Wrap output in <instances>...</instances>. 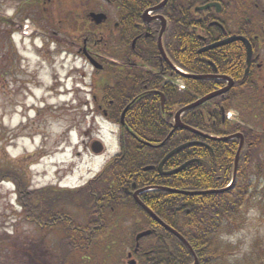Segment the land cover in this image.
<instances>
[{"label": "flooded vegetation", "instance_id": "flooded-vegetation-1", "mask_svg": "<svg viewBox=\"0 0 264 264\" xmlns=\"http://www.w3.org/2000/svg\"><path fill=\"white\" fill-rule=\"evenodd\" d=\"M12 3L0 37L28 33L38 58L22 81L14 75L16 84L40 85L51 44L60 45L55 52L62 66L69 55L89 66L84 103L110 125L115 144L105 155L103 144L99 154L91 150L93 137L75 146V156H104L85 181L68 183L65 171L45 180V164L62 166L51 160L57 150L48 145L49 117L38 111L17 123L0 119V264H155V250L183 243L137 198L186 239L179 222L201 195L164 188L225 187L242 136L239 183L242 168L253 165L258 136L264 140V0ZM237 37L250 46L249 64ZM229 38L235 39L223 42ZM52 72L48 91L61 95ZM19 145L22 152L13 156L10 149ZM215 193L202 196L226 197ZM143 231L149 233L137 238ZM117 247L127 249L123 258Z\"/></svg>", "mask_w": 264, "mask_h": 264}, {"label": "rangeland", "instance_id": "rangeland-1", "mask_svg": "<svg viewBox=\"0 0 264 264\" xmlns=\"http://www.w3.org/2000/svg\"><path fill=\"white\" fill-rule=\"evenodd\" d=\"M12 4V0H0V32L7 28L6 19L12 11ZM29 28L30 26L27 29ZM28 35L26 33L23 37V35L13 34L11 37L6 33L0 37V119L3 122L17 123L21 119L25 120L36 115L38 111H43L50 121L48 145L52 152L57 150L51 160L62 164L56 168L51 163L45 164L44 167L48 170L45 180L52 177L54 171L58 172V176L63 175L65 171L66 182L85 181L95 172V169L100 167L104 156L97 159L92 158L89 153H80L79 156H75V146L81 141L87 143L91 137H100L104 144V150L100 154L105 155L113 151L115 144V135L110 132V125L103 122L99 115L91 114L89 109L91 104L84 103L90 93L89 66L85 65L81 59H74L72 55L67 56L62 66V55L55 52V47L59 48L60 45L56 46L52 43L50 61L46 63L48 67L38 73L41 84L34 82L28 86L16 84L14 75H18L22 81L25 78L24 74L30 75L38 63L33 49L36 47L32 45ZM13 45H17V54L13 53ZM54 70L60 78L58 90L61 91V95L48 91V87L54 84L52 74L48 76V72L53 73ZM80 70L85 75L84 79L80 77ZM56 144L57 147H55ZM26 147L31 149L28 143ZM21 152L20 145L16 150L10 149L13 156ZM251 175L253 177V174ZM5 187L10 188V185L7 184ZM262 189V185L256 186L255 192L253 190L252 192L264 196ZM242 217L244 222L238 230L228 232L227 228H224L220 234L216 235L220 247L230 245L234 249L231 261L248 255L256 239L264 242V215L260 209L258 207L242 209ZM26 238V235L18 237L19 240H26ZM125 249L115 248V255L123 258L127 250Z\"/></svg>", "mask_w": 264, "mask_h": 264}, {"label": "trees", "instance_id": "trees-1", "mask_svg": "<svg viewBox=\"0 0 264 264\" xmlns=\"http://www.w3.org/2000/svg\"><path fill=\"white\" fill-rule=\"evenodd\" d=\"M258 138L254 161L249 162L253 165L242 168V178L239 183H234L235 189L232 187L224 191L226 197L222 201L214 200L212 196L208 197V194L200 197L194 196L193 198L196 200L194 202H197V205L191 206L188 215L183 216L182 221L179 222V224H183L180 225V230L198 258L197 264H264V242L261 239L254 241L252 250L248 255L231 261L234 249L230 245L220 247L216 238V235L220 234L224 228H227L228 232H232L241 227L244 222L242 209L258 207L264 215V196L252 192V190L255 192L256 186L262 185V193L264 194V140L261 136ZM255 145L253 142L251 147H248V151L250 152ZM83 250L84 257L88 256V249ZM161 250L157 249L153 252L161 260L159 262L160 260L157 259L154 261L155 264L192 263L191 253L181 243L178 249Z\"/></svg>", "mask_w": 264, "mask_h": 264}, {"label": "water", "instance_id": "water-1", "mask_svg": "<svg viewBox=\"0 0 264 264\" xmlns=\"http://www.w3.org/2000/svg\"><path fill=\"white\" fill-rule=\"evenodd\" d=\"M235 38H229L223 42H229L231 40H233ZM237 39H240L242 40L247 48H248V53H247V56H248V64H249V57H250V54H251V51H250V46L248 44V42L244 39V38H239L237 37ZM198 104V103H196ZM195 104V105H196ZM127 108V107H126ZM126 108L124 109L122 115L124 114ZM124 116V115H123ZM231 137H227V139H229ZM242 147H243V139H242V136H240V144H239V147L237 149V152H236V155H235V159H234V165H233V171H232V181L230 182V184L222 189H219V190H209V191H182V190H174V189H169V188H164L168 191H171V192H174V193H180V194H185V195H202V194H207V193H210V192H217V193H220V192H224V191H227L228 189L231 188V186L233 185L234 181H235V176H236V170H237V164H238V159H239V156H240V153H241V150H242ZM90 148L92 151H94L95 153H98L102 150V145H101V142L99 140H92L90 142ZM169 156V154L167 155ZM172 172H175V171H170L168 173H172ZM150 188H154V187H148L146 189H150ZM137 201L139 202V205L148 213L150 214L158 223H160L161 225H163L167 230H169L170 232H172L174 235H176L185 245L186 247L188 248V250L190 251L192 257H193V262L192 264H197L198 262V259H197V256L195 254V252L193 251V249L191 248V246L186 242V240L178 233L176 232L175 230L171 229L169 226H167L166 224H164L141 200H139L137 198ZM149 231H143V232H140L137 236V238L139 237H142L146 234H148Z\"/></svg>", "mask_w": 264, "mask_h": 264}]
</instances>
